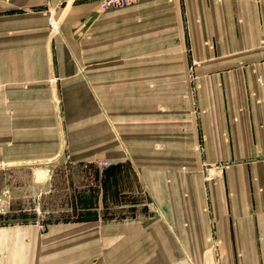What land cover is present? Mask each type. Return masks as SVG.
<instances>
[{
	"label": "crops",
	"instance_id": "0c3cea01",
	"mask_svg": "<svg viewBox=\"0 0 264 264\" xmlns=\"http://www.w3.org/2000/svg\"><path fill=\"white\" fill-rule=\"evenodd\" d=\"M0 121L12 153L55 129L73 158L131 161L161 215L0 226V264H264V0H0Z\"/></svg>",
	"mask_w": 264,
	"mask_h": 264
},
{
	"label": "rangeland",
	"instance_id": "374dc122",
	"mask_svg": "<svg viewBox=\"0 0 264 264\" xmlns=\"http://www.w3.org/2000/svg\"><path fill=\"white\" fill-rule=\"evenodd\" d=\"M56 14L50 23V32L55 35L61 25V17ZM53 25L57 28H53ZM183 97L190 103V120L196 121L200 114L196 106L197 96ZM114 98V102L119 103L117 96ZM159 109L165 111L162 106ZM61 113L58 112V115L62 116ZM111 114H114V123L130 122L122 118L123 111L113 110ZM110 130L114 132L111 125ZM31 134L36 133L31 131ZM46 134H49L46 138L50 141H32L35 136H31L28 142L15 144L13 153L11 149L7 151L5 143H0V226L37 224L46 229L51 224L76 221L91 223L95 230L102 232L107 226H124L127 230H133L161 216L155 200L131 161L119 162L115 157L73 158L68 154L70 144L60 142L55 129L47 130ZM111 137L113 140L116 138ZM0 139H5L2 121ZM90 146L88 149L98 154L104 148L100 138ZM196 149L202 152L201 140ZM11 154H25L28 158L7 157ZM42 155L46 157H37ZM206 166L203 172L206 181H209L212 177ZM213 166L215 164H209V168ZM206 211L211 213L209 208ZM215 227L213 223L209 238L212 244ZM141 245L145 246L144 240ZM102 257V254L95 255V260L100 262Z\"/></svg>",
	"mask_w": 264,
	"mask_h": 264
},
{
	"label": "built area",
	"instance_id": "2783aa9c",
	"mask_svg": "<svg viewBox=\"0 0 264 264\" xmlns=\"http://www.w3.org/2000/svg\"><path fill=\"white\" fill-rule=\"evenodd\" d=\"M138 0H98V4L101 10L106 11L110 9L123 8L131 6L137 3ZM53 28H57L53 25Z\"/></svg>",
	"mask_w": 264,
	"mask_h": 264
}]
</instances>
